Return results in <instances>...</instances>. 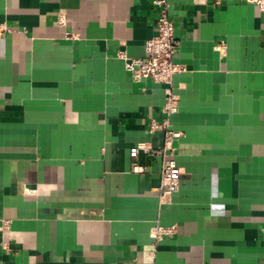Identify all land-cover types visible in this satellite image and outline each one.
Segmentation results:
<instances>
[{"label": "crops", "instance_id": "0c3cea01", "mask_svg": "<svg viewBox=\"0 0 264 264\" xmlns=\"http://www.w3.org/2000/svg\"><path fill=\"white\" fill-rule=\"evenodd\" d=\"M156 1L0 0V264H264V13L167 0L185 71L162 203V159L134 173L129 149L164 146L165 87L118 57H145Z\"/></svg>", "mask_w": 264, "mask_h": 264}, {"label": "built area", "instance_id": "2783aa9c", "mask_svg": "<svg viewBox=\"0 0 264 264\" xmlns=\"http://www.w3.org/2000/svg\"><path fill=\"white\" fill-rule=\"evenodd\" d=\"M259 8L264 13V0H245ZM159 8V16L156 21V34L148 39L144 45L145 57L131 58L126 52L120 51L118 57L124 61L125 68L135 83L150 79L154 83L164 86L166 91L163 113L166 115L161 121L152 120L149 124V132L154 134L161 130L165 134V144L162 148H154L148 143L140 142L129 149L131 167L134 173L146 172V167L140 165L137 159L141 153L149 158L162 159L160 176L161 186L157 190L160 201L169 203L175 193L179 191L182 168L178 165L175 153V142L182 137L180 131L171 129L170 116L178 110V96L172 92L174 78L185 71V68L175 62L174 56L180 47V41L176 36V27L169 16V4L167 0L155 2ZM7 29L0 26V38ZM223 45L221 44L220 48ZM4 222V227H7ZM177 227L156 225L152 230V236L159 241L165 236L174 235Z\"/></svg>", "mask_w": 264, "mask_h": 264}]
</instances>
